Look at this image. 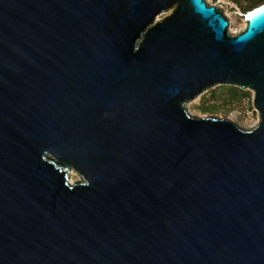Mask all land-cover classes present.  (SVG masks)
Listing matches in <instances>:
<instances>
[{"label":"water","instance_id":"95a60500","mask_svg":"<svg viewBox=\"0 0 264 264\" xmlns=\"http://www.w3.org/2000/svg\"><path fill=\"white\" fill-rule=\"evenodd\" d=\"M256 8L231 34L206 0H0V264H264ZM217 86L253 129L188 113Z\"/></svg>","mask_w":264,"mask_h":264},{"label":"rangeland","instance_id":"374dc122","mask_svg":"<svg viewBox=\"0 0 264 264\" xmlns=\"http://www.w3.org/2000/svg\"><path fill=\"white\" fill-rule=\"evenodd\" d=\"M216 5L222 15L228 19L229 32L236 34L243 26L242 14L233 4L222 0H206ZM168 15V12L159 16V19ZM188 113L195 118L204 116L224 118L232 116L236 124L243 130L253 129L258 124V114L252 105V93L249 90L231 91L227 88H212L186 105ZM73 179L80 177L74 172Z\"/></svg>","mask_w":264,"mask_h":264},{"label":"trees","instance_id":"16d2710c","mask_svg":"<svg viewBox=\"0 0 264 264\" xmlns=\"http://www.w3.org/2000/svg\"><path fill=\"white\" fill-rule=\"evenodd\" d=\"M227 1L233 3L242 14L248 13L250 12V10L264 3V0H227ZM216 88L218 89L227 88L228 90L231 91L241 92V90H239L238 88L230 87V86H217Z\"/></svg>","mask_w":264,"mask_h":264},{"label":"bare ground","instance_id":"6f19581e","mask_svg":"<svg viewBox=\"0 0 264 264\" xmlns=\"http://www.w3.org/2000/svg\"><path fill=\"white\" fill-rule=\"evenodd\" d=\"M254 10H257V8L256 9H254ZM254 10H251L250 12H248V15L246 16V19H245V22L247 21V19L249 18V17H251L252 15H253V11ZM250 13V14H249ZM252 13V14H251ZM255 13V12H254ZM228 23H230L229 21H228ZM230 25V24H229ZM230 31V30H229ZM231 33V32H230ZM229 121H233V122H235V118L234 117H232V116H229V118L228 117H226ZM234 118V119H233ZM70 176H69V181H70V183H73L74 182V179H73V176L72 175H74L73 173H70L69 174Z\"/></svg>","mask_w":264,"mask_h":264},{"label":"built area","instance_id":"2783aa9c","mask_svg":"<svg viewBox=\"0 0 264 264\" xmlns=\"http://www.w3.org/2000/svg\"><path fill=\"white\" fill-rule=\"evenodd\" d=\"M222 1H226V2H228V3H230L229 1H227V0H222ZM207 3H208V1H207ZM209 5H211L210 3H208ZM231 4H233V3H231ZM233 6L236 8V6L233 4ZM246 16H247V14H245L244 16H242V20H243V26H242V28L238 31V33L239 32H241L243 29H244V27H245V19H246ZM229 30V29H228Z\"/></svg>","mask_w":264,"mask_h":264},{"label":"clouds","instance_id":"9594fccd","mask_svg":"<svg viewBox=\"0 0 264 264\" xmlns=\"http://www.w3.org/2000/svg\"><path fill=\"white\" fill-rule=\"evenodd\" d=\"M248 15V14H247Z\"/></svg>","mask_w":264,"mask_h":264}]
</instances>
